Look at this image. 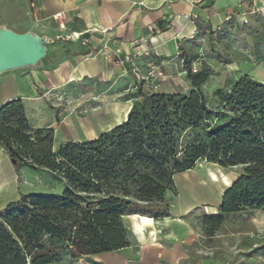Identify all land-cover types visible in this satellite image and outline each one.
<instances>
[{
    "label": "trees",
    "instance_id": "1",
    "mask_svg": "<svg viewBox=\"0 0 264 264\" xmlns=\"http://www.w3.org/2000/svg\"><path fill=\"white\" fill-rule=\"evenodd\" d=\"M179 52L193 90L147 95L138 85L143 101L93 141L56 151L55 128H33L22 100L0 108V147L15 169L46 171L64 185L59 194L31 193L0 210V264H54L64 252L78 260L129 248L124 218L170 217L165 194L173 178L201 159L242 167L217 213L206 216L209 236L231 216L264 208V84L246 76L230 93L216 90L215 111L202 91L214 69H194L191 52ZM200 129L203 142L181 145L180 134Z\"/></svg>",
    "mask_w": 264,
    "mask_h": 264
},
{
    "label": "crops",
    "instance_id": "2",
    "mask_svg": "<svg viewBox=\"0 0 264 264\" xmlns=\"http://www.w3.org/2000/svg\"><path fill=\"white\" fill-rule=\"evenodd\" d=\"M215 1L212 6L213 0H0V25L51 42L38 64L30 65L26 72L0 77V108L9 101L22 100L33 128H55L58 137L64 127L57 121L56 110L59 118L60 110L53 106L57 102L50 97L62 94L61 85H131L136 79L127 57L140 69L143 65L144 71L148 66L157 67L165 80L178 85L179 70L174 63L180 59L179 45L193 41L200 27L206 22L210 24L213 10L225 8L227 0ZM59 13L65 20L64 31L55 19ZM83 39L88 43L83 44ZM185 84L191 85L188 80ZM131 107L115 110L110 116L122 123ZM106 126L103 128L107 129ZM58 143L62 141L57 138ZM33 170L25 166L17 171L0 147V210L24 195L40 193V186L64 190L63 183L49 177L46 171L34 170L48 176L42 177V183L37 182L41 175ZM175 217L174 210L168 218H148L147 224L140 221V216L125 217L131 246L120 252H129L137 246L141 260L157 261L163 256L177 260L166 247L189 237L192 231ZM101 257H105V264L119 263L121 259L115 254Z\"/></svg>",
    "mask_w": 264,
    "mask_h": 264
},
{
    "label": "rangeland",
    "instance_id": "3",
    "mask_svg": "<svg viewBox=\"0 0 264 264\" xmlns=\"http://www.w3.org/2000/svg\"><path fill=\"white\" fill-rule=\"evenodd\" d=\"M216 2L213 0L212 6ZM224 5L222 10H213L210 24L206 22L201 26L193 41L179 45V48L191 52L194 69L204 66L214 69V75L202 86V91L208 105L215 111L219 106V100L214 97L216 90L230 93L234 85L246 76L264 84V0H227ZM5 28L0 25V30ZM50 44L48 42L47 48ZM181 62L180 58L177 64L174 63V67L179 70L176 74L178 85L165 80L157 67L148 66L144 71L142 65L140 69L133 59L128 62L131 74L136 79L131 85H61L62 94L50 97L57 102L53 106L60 110L59 122L64 127L62 133L58 137L56 135V140L62 141L56 144V151L64 143L93 141L120 125L110 114L143 101L138 93V82L142 83L143 92L147 95L188 94L193 87L185 84L188 79ZM29 67L25 65L2 70L0 77L6 73L26 72ZM105 124L108 125L107 129L103 128ZM179 137L181 145L189 141L201 143L205 139V132L200 129L186 135L182 133ZM241 172L240 166L225 169L201 159L191 170L173 178V185L165 194V199L171 211L176 212L177 221L189 226L192 231L189 237L166 247L167 251L170 248L177 256V260L171 261L168 256L160 257L157 261L141 260L138 248L134 245L129 252L102 255L115 254L116 258H121L122 264H264V208L246 209L231 216L213 236H209L212 225L206 216L217 213L223 193ZM34 173L39 174L36 171ZM39 175V183L48 177L46 174ZM44 187L40 186L38 192H62L56 186ZM124 223L129 237L131 232L125 218ZM105 257L109 259L111 256ZM104 258L99 255L73 260L64 252L60 261L54 264H105ZM120 260L114 264H120Z\"/></svg>",
    "mask_w": 264,
    "mask_h": 264
},
{
    "label": "water",
    "instance_id": "4",
    "mask_svg": "<svg viewBox=\"0 0 264 264\" xmlns=\"http://www.w3.org/2000/svg\"><path fill=\"white\" fill-rule=\"evenodd\" d=\"M48 42L27 33L0 30V72L25 65L38 64L47 53ZM15 164V161H12Z\"/></svg>",
    "mask_w": 264,
    "mask_h": 264
},
{
    "label": "built area",
    "instance_id": "5",
    "mask_svg": "<svg viewBox=\"0 0 264 264\" xmlns=\"http://www.w3.org/2000/svg\"><path fill=\"white\" fill-rule=\"evenodd\" d=\"M55 19L58 20V21H60V23H59V29L64 31V29H65V23H64V21L65 20H64V17L62 16V13L57 14L55 16ZM74 36L77 37V38H81L82 37V35H77V34H74ZM59 38L61 39L62 37H59ZM82 43L83 44H87L88 41L86 39H83L82 40ZM126 61L127 62L132 61V58L131 57H127L126 58Z\"/></svg>",
    "mask_w": 264,
    "mask_h": 264
},
{
    "label": "bare ground",
    "instance_id": "6",
    "mask_svg": "<svg viewBox=\"0 0 264 264\" xmlns=\"http://www.w3.org/2000/svg\"><path fill=\"white\" fill-rule=\"evenodd\" d=\"M141 221H142V223H149L150 222V220H148L147 217H142Z\"/></svg>",
    "mask_w": 264,
    "mask_h": 264
}]
</instances>
